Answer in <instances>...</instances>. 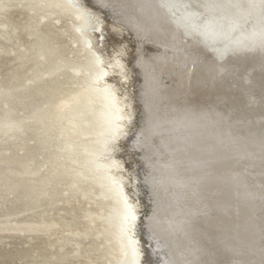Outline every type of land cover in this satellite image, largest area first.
<instances>
[{"label": "bare ground", "instance_id": "6f19581e", "mask_svg": "<svg viewBox=\"0 0 264 264\" xmlns=\"http://www.w3.org/2000/svg\"><path fill=\"white\" fill-rule=\"evenodd\" d=\"M12 1L0 0V16H5ZM24 2L32 13L26 26L28 43L21 52L15 51L11 66L0 63V99L12 100L7 106L10 115L15 93L30 89L42 75L55 78L71 64L64 60L51 64L59 48L39 31L46 18L72 13L82 27L88 22L77 9L78 0L73 2L76 5L70 0ZM105 4L106 13L99 7L94 14L116 17L131 35L130 49L123 54L126 66L117 56L121 49L115 51L109 68L103 65V69L105 59L97 58L93 66L98 62L103 74L96 85L60 96L43 118L35 114L28 119L25 114L0 125V147L24 151L21 169L11 172V178L31 180L40 170L32 151L46 154L59 148L45 177L35 184L29 213L21 221L25 233L58 229L59 224L44 217L36 223L32 219L39 210L51 213L61 198L69 200L75 194L93 203L110 198L125 210L120 230L127 233L130 260L142 264L139 213L130 201L137 180L116 157L126 153L127 148L118 143L138 121L141 107L144 120L135 127L141 144L151 147L156 156L147 163L151 176L159 181L169 215L151 225L173 264H182L181 256L188 257L190 264H264V0H106ZM175 5L182 10L180 21L173 17ZM116 27L112 35L119 38L122 31ZM214 45H221L218 55L210 53ZM229 47L236 51L224 53ZM4 52L0 48V59ZM81 69L74 72L79 75ZM110 69L118 74L114 84L107 82ZM26 78L31 86L24 83ZM122 86L127 88L119 96ZM82 99L86 105L71 106ZM91 120L94 125L85 127ZM99 126H107L103 153L110 157L99 164L104 179L95 164L98 150L90 151L87 165L85 149L77 141ZM30 137L35 140L31 152ZM0 161L14 162L10 157ZM84 218L91 229L108 233L94 213ZM120 244L114 243V250Z\"/></svg>", "mask_w": 264, "mask_h": 264}, {"label": "rangeland", "instance_id": "374dc122", "mask_svg": "<svg viewBox=\"0 0 264 264\" xmlns=\"http://www.w3.org/2000/svg\"><path fill=\"white\" fill-rule=\"evenodd\" d=\"M47 1L54 2L56 0H39V3L44 5ZM75 1L77 0H70L71 4ZM99 1L102 4L95 0H78L81 3L78 5L73 4L77 6L80 12L82 11V16L88 21H86V24L89 27H82V21L72 13H66V15L64 14L59 18L58 16L46 18V21L39 27V31L47 36L46 38L49 39L50 43L59 48L58 52L52 56L51 64L58 62V60L69 61L71 64H68L55 78L48 80L42 75L41 80L30 89L15 93L12 96L15 104L11 115L7 111L9 108L7 106L12 104V100L10 98H1L0 125L10 119L18 121L25 114L28 119L33 118L35 114H39V117L43 118L47 113L48 115L51 113L54 102L60 96L82 88L87 90L91 87V84L96 85L103 74L98 64L93 66L97 58L105 59L103 61L104 64L102 63L103 69L105 66L109 68V63L113 60L114 54L116 55L115 51L121 49L117 56L121 57L125 65L124 59H126V55L123 54L130 49L131 35L126 32V27L116 17L104 14L108 11V6L105 4L106 0ZM99 7L104 8L105 11L95 15L94 13L100 10ZM86 11L87 13H85ZM172 12L176 20H182V10L179 6L175 5ZM4 15V17L0 16V48L5 52L0 59V63L8 67L13 64L15 51L21 52L28 43L29 36L26 33V26L31 19L32 13L26 8L24 0H13ZM113 26L121 29V37L115 38L112 35V31H116ZM87 44L90 45V48L87 47ZM221 50V45L210 47V53H214V55H218ZM233 51L236 50L229 47L224 53L229 54ZM224 53L223 55L226 56ZM222 59L221 63L225 64L226 57ZM35 66H40V64ZM77 67L82 68L79 75L74 72ZM109 74L107 82L110 84L117 82L119 79L117 72L114 69H110ZM76 76H79V79L74 78ZM138 78L136 77V81H138V85L141 88L142 84ZM24 83L30 85L31 80L26 78ZM127 84L134 86L131 82ZM121 88L118 91L119 96H123L127 87L122 86ZM83 101L84 99L77 101L71 106L86 105ZM6 102L9 104L6 105ZM140 112L138 121L134 126H131L129 134H126V139L118 143L119 146L127 148L126 153L119 154L116 157L119 160H123V167L126 171H129L128 175H130V178L136 177L134 179L137 180L135 192L131 194L130 201L135 204L139 213L137 237L139 238L140 249L144 255L142 264H173L171 253L167 251V246L155 235L151 225L152 221H164L169 218V215H167L159 181L151 176V168L147 163V159L153 161L156 156L151 147L141 144V137L137 127L144 120L145 110L140 107ZM87 115L89 119L94 117L92 112H88ZM93 120H91V123L90 121L85 122L84 126L91 128L94 125ZM39 126H41V122H39L37 127ZM78 127L82 130L80 123H78ZM104 127L92 128L89 134L86 135L84 133L77 140L81 142V146L85 149L82 153L85 156L84 161H86L85 164L87 165L89 164V156L92 155L90 151L98 150L95 156L99 159L96 161L97 158H95L98 170H101L99 164L102 163V159L106 158L107 162L108 158H110L103 153L107 149L103 138L108 141L107 126ZM113 132L114 129L112 130V135ZM34 143L35 140L32 137L27 140L29 150L33 148ZM111 147L110 144L109 149ZM56 149L58 150L59 148H51L46 154H41L39 150L29 151H32V154L35 155L34 163L39 166L40 170L34 178L25 181L11 178L10 176L11 172H18L21 169L19 161H23L24 151H10L7 147H0V160L10 157L14 161L10 164L0 161V264H133L130 260L132 256L129 253L130 248L128 249L130 243L128 237H126L127 233L125 236L120 230L122 226L121 216L125 212L124 207L118 206L122 203H116L110 198L104 199L103 202L97 201V203H93L92 200L90 202L82 201L80 196L75 194H72L69 200L61 198L56 202L51 213H43V211L39 210L35 218L32 219V222L35 221L36 223L40 220V217H44L48 222L54 221L59 224L58 229L49 231V229L45 228L43 231L31 236L25 233L24 222H21L23 221L22 218L29 213V204L34 196L35 184L45 177ZM131 168L134 172L131 171ZM100 173V179L102 177L104 179L106 173L104 171ZM65 195L67 196V193ZM89 213H94L100 225L107 228V234L101 233L99 229H91L90 224L84 218ZM117 217L118 221H116ZM114 243H121L119 250H114ZM147 246L149 247L147 248ZM180 258L182 264L191 263V260L186 256H181Z\"/></svg>", "mask_w": 264, "mask_h": 264}, {"label": "water", "instance_id": "95a60500", "mask_svg": "<svg viewBox=\"0 0 264 264\" xmlns=\"http://www.w3.org/2000/svg\"><path fill=\"white\" fill-rule=\"evenodd\" d=\"M81 33V32H80ZM87 47H89L90 48V45H88ZM98 64V63H97ZM100 64H98V66H99Z\"/></svg>", "mask_w": 264, "mask_h": 264}]
</instances>
